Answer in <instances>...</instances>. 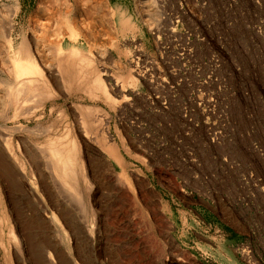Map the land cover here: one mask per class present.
<instances>
[{
  "label": "rangeland",
  "instance_id": "1",
  "mask_svg": "<svg viewBox=\"0 0 264 264\" xmlns=\"http://www.w3.org/2000/svg\"><path fill=\"white\" fill-rule=\"evenodd\" d=\"M48 253L264 264V0H0V264Z\"/></svg>",
  "mask_w": 264,
  "mask_h": 264
},
{
  "label": "bare ground",
  "instance_id": "2",
  "mask_svg": "<svg viewBox=\"0 0 264 264\" xmlns=\"http://www.w3.org/2000/svg\"><path fill=\"white\" fill-rule=\"evenodd\" d=\"M23 63V62H22ZM21 63V65H23ZM21 65H18V67H21ZM31 65V64H30ZM29 65V66H30ZM15 66V65H14ZM24 66V65H23ZM22 66V67H23ZM33 67L35 66V65H32ZM21 67V68H22ZM28 67V66H27ZM20 68V69H21ZM24 69L22 70H18L20 73L21 72H23V74L22 75H24L25 74V76H27V74H31V72H33V68H31V67H28V68H26L25 66L23 67ZM36 68V67H35ZM38 68V67H37ZM39 69V68H38ZM36 70V69H35ZM16 73V72H15ZM39 73V72H38ZM17 74V73H16ZM21 75V74H20ZM18 79V78H17ZM25 79V78H24ZM32 80V79H31ZM18 82V81H17ZM20 83V82H19ZM78 84V83H77ZM22 85V84H21ZM21 87V86H20ZM24 89V88H23ZM74 141V140H73ZM54 154V153H53ZM67 154V153H66ZM69 156V155H68ZM59 157V156H58ZM66 158V157H65ZM56 159V158H55ZM60 159H61V157H60ZM76 159H77V157H76ZM67 160V159H66ZM58 161V160H57ZM59 162V161H58ZM61 162V161H60ZM60 162H59V164H60ZM66 162V161H65ZM55 163V162H54ZM69 163V162H68ZM80 163V162H79ZM58 164V163H57ZM58 164V165H59ZM64 165V164H63ZM63 165H61V166H63ZM69 165V164H68ZM65 166V165H64ZM60 167V166H59ZM75 167V166H74ZM62 168H64V167H62ZM69 168V167H68ZM67 168V169H68ZM77 168V167H76ZM65 169V168H64ZM72 168L70 167V169L69 170H71ZM62 170V169H61ZM63 171H66V170H63ZM63 171H61L62 173H63ZM76 171V170H75ZM68 172V171H67ZM71 173V172H70ZM64 174H65V172H64ZM64 174H63V176H64ZM74 174V173H73ZM76 175V174H75ZM71 176V175H70ZM72 178V177H71ZM75 178V177H74ZM61 179V178H60ZM68 180V174H66V177H65V181H64V183H66V184H68L69 182L67 181ZM69 180H70V178H69ZM76 181V180H75ZM68 182V183H67ZM72 183V182H71ZM70 183V184H71ZM74 183V182H73ZM72 186H74V188H75V185H72ZM76 190V189H75ZM47 211V210H46ZM52 214V213H51ZM52 218V217H51ZM27 220V219H26ZM50 220H52V219H50ZM60 229V228H59ZM47 260L49 261V263L50 264H57V263H55V261H54V259H53V256L51 255V253H48V255H47Z\"/></svg>",
  "mask_w": 264,
  "mask_h": 264
},
{
  "label": "crops",
  "instance_id": "3",
  "mask_svg": "<svg viewBox=\"0 0 264 264\" xmlns=\"http://www.w3.org/2000/svg\"><path fill=\"white\" fill-rule=\"evenodd\" d=\"M87 82H88V83H87ZM86 83H87V84H86V87H85V88H86V89H90V88H91V85H92V84H91V81H90V80H86ZM86 95H89V93H87Z\"/></svg>",
  "mask_w": 264,
  "mask_h": 264
}]
</instances>
